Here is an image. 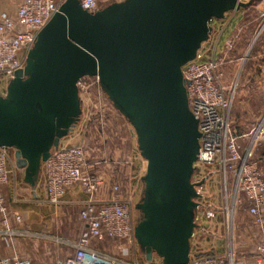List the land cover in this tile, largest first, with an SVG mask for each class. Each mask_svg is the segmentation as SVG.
<instances>
[{
    "label": "water",
    "instance_id": "1",
    "mask_svg": "<svg viewBox=\"0 0 264 264\" xmlns=\"http://www.w3.org/2000/svg\"><path fill=\"white\" fill-rule=\"evenodd\" d=\"M251 5L237 0H122L92 13L64 0L38 31L24 66L0 92V148L12 151L35 190L41 168L79 124L77 83L96 78L134 132L145 162L134 238L147 263L188 264L199 206L193 182L198 121L182 68L195 60L210 22Z\"/></svg>",
    "mask_w": 264,
    "mask_h": 264
},
{
    "label": "built area",
    "instance_id": "2",
    "mask_svg": "<svg viewBox=\"0 0 264 264\" xmlns=\"http://www.w3.org/2000/svg\"><path fill=\"white\" fill-rule=\"evenodd\" d=\"M63 1L19 0L14 12L0 11L1 93L4 92L13 73L23 68L26 54L31 48L36 34L57 12ZM103 1L119 2L122 0ZM237 1L252 3L254 0ZM257 1L264 2V0ZM102 2L79 0L81 8L89 13L97 11ZM241 10H233L225 14L224 18L220 20L221 25L209 48L208 58H206L207 50L201 47L195 60L182 68V77L186 81L188 108L198 121L200 133V147L197 161L194 164L193 182L204 181L205 177H199L196 180L194 177L205 167L216 166L218 168V173L222 178V199L226 205L222 212L226 224L231 218L233 219L236 206L240 202L239 195L244 196L249 204L248 215L253 217L255 224L262 228L260 241L254 250V264H264V229L261 224L264 212V165L254 158V151L264 144V114L258 118L247 133L237 135L233 131L230 125L233 96L223 86L221 69L230 61L229 53L236 36L225 39L222 53L217 54L220 37L233 25L237 13ZM77 87L81 105L84 98L89 100L92 88L101 92L96 78H82L77 83ZM10 152L9 149L0 148V223L3 227V234L9 236L12 235V231L9 229V220L20 222V217L8 210L2 196V189L8 184L15 169ZM107 165V159H90L84 147L72 146L68 143L59 145L43 163L45 193L49 205L53 207L60 205L67 190L75 186H78L86 197L79 212L82 230L77 241L69 243V246L73 247L74 253L57 264H86L87 260L91 262L90 264H115V261L108 257L98 260L97 255L89 249L92 241L101 242L105 239L123 241L129 245L126 250L136 249L134 227L137 221L133 214L131 201L122 196L120 186L114 181L109 183L106 197L101 198L107 179L101 174L100 169ZM227 174L232 176L230 182L227 179ZM228 187L230 193H228ZM202 188V186L196 187L199 206L195 216L197 227L191 240L197 229L201 234L204 232L198 226L201 210L205 219L210 220L215 217L214 210L200 202L203 199ZM0 264L31 263L29 260L17 256H13L11 259L0 256ZM188 264H234L231 256V244L226 245L225 253L222 254L201 251L198 248L195 251L191 249Z\"/></svg>",
    "mask_w": 264,
    "mask_h": 264
},
{
    "label": "rangeland",
    "instance_id": "3",
    "mask_svg": "<svg viewBox=\"0 0 264 264\" xmlns=\"http://www.w3.org/2000/svg\"><path fill=\"white\" fill-rule=\"evenodd\" d=\"M15 1L17 2V0H13L14 4ZM230 36H236V38H234L229 58L233 57L240 60L234 62V64H229L230 59L229 63L222 67V82L224 88L233 96L230 125L237 135H243L264 114L263 1L254 0L247 10L242 12L240 20L234 25ZM81 110L79 124L75 131L65 139L66 143L72 146L84 147L90 159H107L109 174L115 176L113 181L120 186L122 196L131 201L133 214L137 221L139 213L135 211L134 205L140 199L141 185L137 184V176H133L131 180L132 176L125 169V162L131 150L138 153L135 137L129 135L126 121L111 107L104 95L95 88L90 91L89 100L84 98ZM261 151H264V144L254 151L255 159L259 158ZM199 177H205L201 190L203 199L200 202L211 207L214 210L215 217L210 220L205 219L203 211H200L198 224L203 225L205 221H212V223L211 225L208 224L209 228L208 226L207 228L201 227L204 231L202 234L198 229L195 231L193 251L198 248L201 251L214 252V249L219 246L221 251L216 250L215 253L222 254L225 253L226 245L229 243L231 244L233 262L238 264V260H245L244 258L251 251L248 249L251 240L260 241L262 228L256 226L254 218L248 215L247 208L249 204L241 194L238 197L240 202L236 206L233 219L231 218L229 223L226 224L222 213L226 205H224L222 199V178L218 173V168L216 166L205 167L201 172L195 174L194 179L196 180ZM227 179L230 182L232 176L227 174ZM230 192L229 188L228 193ZM76 212L77 210L69 208L67 213H69L72 223L64 222V220V223L59 222L56 228L57 231L52 234L57 235V237L71 233L75 234L76 230L72 227L77 224ZM261 222L263 225V220ZM81 228L82 223L80 221L79 229L82 230ZM209 232L217 234V237L210 235ZM212 241L214 244H211ZM14 244V247L22 252L26 250L51 252L57 249L55 242L40 240L34 242L24 238H18ZM112 246H126L129 248L126 242ZM1 249L6 251L8 244H2ZM136 249L138 250L137 245ZM119 253L122 256V253ZM242 253L244 255L241 257L243 258H240L239 254ZM151 263L159 264L158 261Z\"/></svg>",
    "mask_w": 264,
    "mask_h": 264
},
{
    "label": "crops",
    "instance_id": "4",
    "mask_svg": "<svg viewBox=\"0 0 264 264\" xmlns=\"http://www.w3.org/2000/svg\"><path fill=\"white\" fill-rule=\"evenodd\" d=\"M18 2L19 0H17V2L14 4L13 0H0V11H7L9 13H12L14 12ZM104 3L107 2L103 1L102 4ZM245 10H247V8L242 9L237 13L233 25H231L225 31V33L220 37L217 45V54L220 55L222 53L225 39L232 37L230 36V33L234 28V25H236L239 22L241 14ZM220 25H221L220 21L212 20L210 22V26L212 28L211 35L209 37V40L202 45L203 49L207 50L206 58H208L209 48L212 45L214 38L216 37ZM229 59H231V62L229 64H234V62L236 63L240 60L233 57ZM126 126L129 135L135 137L131 127L127 123ZM76 128L77 126L74 128L72 133L75 131ZM66 142L67 141L63 139L60 142V145H64ZM10 156L14 164L12 151L10 152ZM261 165L264 164L261 163ZM125 169H127L128 174L132 176L131 180L133 179V176H137L138 178L137 184L141 185L140 178L143 176L145 171V162L141 159L139 153H136L133 150H131L125 162ZM100 170H101V174L107 179L106 180L107 183L103 188L101 194V198L103 199L108 194V185L111 181L115 179V176L113 174H109L110 172L108 167H105ZM133 189H135V187H133ZM2 196L8 210L16 213L20 217V222L16 223L13 219L9 220V229L12 231V235L10 236L3 234V227L0 223V256L1 257L11 259L13 258V256H17L19 258L29 260L31 264H57V262L63 261L66 258L73 255L74 249L73 247L69 246V243L76 242L80 235L81 230L79 229V224L81 220L80 217L78 219V215L86 199V197L83 195L82 191L78 186L68 189L65 195L63 196L60 205H58L57 207H53L47 203L43 168H41V173L39 176L37 186L35 190H33L23 182V171L17 169L15 166L13 175L11 176L8 184L5 185L2 189ZM69 208H72L73 210L74 209L77 210L75 216L77 224L72 227L73 229L76 230V233L66 234L63 235L62 237L61 236L57 237V235H54L52 233L57 231L56 228L59 222L72 223L71 217L69 213H67ZM262 220L264 226V212L262 214ZM211 223L212 221L211 222L205 221L203 222V225L198 224V226H200V228L202 226H204V228L205 227L207 228L208 226L209 228V225H211ZM255 225L259 226L257 224ZM209 234L214 236L215 238L217 237V234L215 235L213 232L212 233L209 232ZM18 238H24L34 242L36 240L55 242L57 249L51 252L37 251V250L34 251L26 250L22 252L14 247L15 245L14 243L17 241ZM122 242L123 241H115L109 239H105L104 241L101 242L92 241L90 243L89 249L97 255L98 260H102L103 259L102 257H108L109 259L114 260L115 264H133V263L152 264V263H147L143 259V257H141L137 249L126 250V248H128L126 246L111 247V245H115V244L119 245ZM4 243L8 244V249L6 251H3L4 249H1V245ZM256 243L257 244L259 243L258 240L256 241L251 240V243H249L250 245L248 244L249 245L248 249L249 251L251 250L248 253L247 256L248 258L246 257L244 258L245 260L243 259H241L240 261L238 260V264H254L255 256H254L253 248L255 250L256 247L255 245H257ZM211 244H214L213 241ZM123 249L125 250L121 252ZM191 249L193 250V239L191 240ZM216 250L218 252L221 251L219 246L214 249V252ZM119 252L122 253V256L120 255ZM243 255H244L243 253L239 254V257L243 258L241 257ZM90 263L91 262L89 260L86 261V264H90Z\"/></svg>",
    "mask_w": 264,
    "mask_h": 264
},
{
    "label": "trees",
    "instance_id": "5",
    "mask_svg": "<svg viewBox=\"0 0 264 264\" xmlns=\"http://www.w3.org/2000/svg\"><path fill=\"white\" fill-rule=\"evenodd\" d=\"M263 157H264V151H261L258 160H259L260 163H263V164H264V159H263Z\"/></svg>",
    "mask_w": 264,
    "mask_h": 264
}]
</instances>
